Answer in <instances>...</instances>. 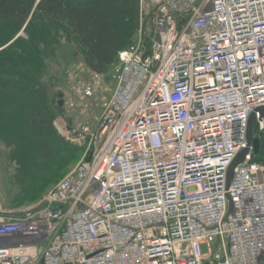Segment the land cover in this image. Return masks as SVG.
<instances>
[{
  "label": "built area",
  "instance_id": "obj_1",
  "mask_svg": "<svg viewBox=\"0 0 264 264\" xmlns=\"http://www.w3.org/2000/svg\"><path fill=\"white\" fill-rule=\"evenodd\" d=\"M140 16L135 42L77 88L114 80L99 115L55 121L85 148L77 164L0 213V264H264L253 143L227 188L253 114V139L264 132V0H140Z\"/></svg>",
  "mask_w": 264,
  "mask_h": 264
},
{
  "label": "trees",
  "instance_id": "obj_2",
  "mask_svg": "<svg viewBox=\"0 0 264 264\" xmlns=\"http://www.w3.org/2000/svg\"><path fill=\"white\" fill-rule=\"evenodd\" d=\"M148 23L149 16L144 31ZM141 24L140 0H0V153L4 145L15 164L16 204L39 199L83 155L55 125L62 105L46 62L57 57L60 39L76 46L93 73H107Z\"/></svg>",
  "mask_w": 264,
  "mask_h": 264
},
{
  "label": "rangeland",
  "instance_id": "obj_3",
  "mask_svg": "<svg viewBox=\"0 0 264 264\" xmlns=\"http://www.w3.org/2000/svg\"><path fill=\"white\" fill-rule=\"evenodd\" d=\"M152 29V24L145 26V31ZM24 34L23 31L19 35ZM143 44L148 43V35L143 37ZM59 53L57 57L48 60V72L53 77V94L57 93V98L62 101V109L56 121H63L75 126L78 121L92 122L100 113V101L102 96H109L114 88V80L106 78L97 88V95L91 98L85 97L77 92V88L93 83L94 73L86 65L82 54L78 52L76 46L61 38L58 44ZM58 129V128H57ZM59 131V130H58ZM60 133V131H59ZM61 134V133H60ZM80 145V144H79ZM82 148L83 146L80 145ZM83 148V153H84ZM80 158V157H79ZM72 161L67 165L56 181L47 186L42 196L34 202L16 204L14 195L18 189L11 184V175L15 173L13 163L5 159V146H2L0 153V213L5 215H18L25 207L32 203L44 200L49 191L59 182L78 162Z\"/></svg>",
  "mask_w": 264,
  "mask_h": 264
},
{
  "label": "water",
  "instance_id": "obj_4",
  "mask_svg": "<svg viewBox=\"0 0 264 264\" xmlns=\"http://www.w3.org/2000/svg\"><path fill=\"white\" fill-rule=\"evenodd\" d=\"M61 105H62V101H60ZM261 113L262 116H264V110L261 109ZM254 118L255 115L253 114L250 118L249 121V126H248V147H246L245 149L241 150L236 157L234 158V160L232 161L231 165L229 166V169L227 171V188H229L231 180L233 178L234 175V170L235 168L241 164L242 162H244L246 155L248 154L249 150H250V144H254V151L258 152L259 147H260V141L258 139H253L254 137ZM232 203H231V209H232Z\"/></svg>",
  "mask_w": 264,
  "mask_h": 264
}]
</instances>
